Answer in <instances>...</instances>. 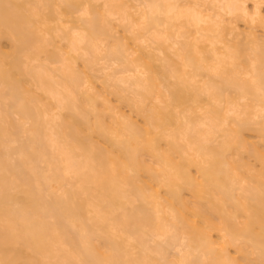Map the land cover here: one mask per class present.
Masks as SVG:
<instances>
[{
  "label": "bare ground",
  "instance_id": "obj_1",
  "mask_svg": "<svg viewBox=\"0 0 264 264\" xmlns=\"http://www.w3.org/2000/svg\"><path fill=\"white\" fill-rule=\"evenodd\" d=\"M263 5L0 0V264H264Z\"/></svg>",
  "mask_w": 264,
  "mask_h": 264
},
{
  "label": "rangeland",
  "instance_id": "obj_2",
  "mask_svg": "<svg viewBox=\"0 0 264 264\" xmlns=\"http://www.w3.org/2000/svg\"><path fill=\"white\" fill-rule=\"evenodd\" d=\"M263 6H264V5H263ZM262 9H263V13H264V8L262 7ZM240 26H242L241 29H242V31H243V30L245 29V28H243V27H244L243 24H242V25L240 24ZM259 32L262 33L261 31H259ZM99 87H101V86L99 85ZM125 111H127V110H125ZM127 112H128V111H127Z\"/></svg>",
  "mask_w": 264,
  "mask_h": 264
}]
</instances>
